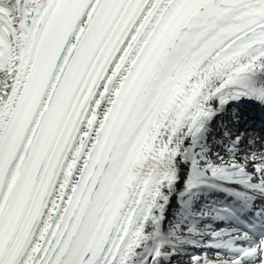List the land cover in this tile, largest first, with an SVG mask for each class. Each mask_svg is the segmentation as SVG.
I'll return each instance as SVG.
<instances>
[{"label":"snow or ice","instance_id":"1","mask_svg":"<svg viewBox=\"0 0 264 264\" xmlns=\"http://www.w3.org/2000/svg\"><path fill=\"white\" fill-rule=\"evenodd\" d=\"M0 264H264V0H0Z\"/></svg>","mask_w":264,"mask_h":264}]
</instances>
